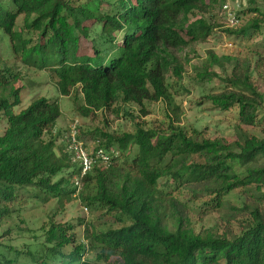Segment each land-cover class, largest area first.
<instances>
[{
	"label": "trees",
	"instance_id": "16d2710c",
	"mask_svg": "<svg viewBox=\"0 0 264 264\" xmlns=\"http://www.w3.org/2000/svg\"><path fill=\"white\" fill-rule=\"evenodd\" d=\"M220 1L0 0V34L25 65L54 73L62 96L76 89L83 99L76 111L83 117L118 102L164 100L179 119L167 79L170 73L182 77L183 64L172 50L214 33L212 12ZM196 12L201 16L192 19ZM263 23L259 12L247 28L224 31L245 37L263 30ZM25 30L33 35L25 37ZM82 40L89 50H82ZM1 47L0 40V122L6 124L0 135V264H109L111 258L119 264H264V136L240 127L255 125L264 105L250 60L209 51V65L222 73L205 69L201 75L220 88L203 96L223 111L237 107L234 141L170 120L166 129L137 125L116 138L99 131L93 150L111 159L106 164L96 159L78 188L79 165L67 144L44 138L61 114L59 100L35 97L20 109V77ZM263 63L260 53L256 65ZM133 147L137 152L130 156ZM242 188V206L230 205L225 196ZM78 190L84 203L105 207L127 225L85 229L83 242L70 232L72 226L52 222L39 228L43 239L20 235L22 246L13 243L10 219L23 202L55 198L64 207ZM205 196L212 205L206 214L227 209L221 232L197 230L202 218H196L194 202Z\"/></svg>",
	"mask_w": 264,
	"mask_h": 264
},
{
	"label": "rangeland",
	"instance_id": "374dc122",
	"mask_svg": "<svg viewBox=\"0 0 264 264\" xmlns=\"http://www.w3.org/2000/svg\"><path fill=\"white\" fill-rule=\"evenodd\" d=\"M221 3L222 1L215 6L212 12V23L217 24L213 34L203 42L172 50L183 64L182 77L178 78L170 73L167 79L171 92L177 97L179 119H175L173 111L164 100L144 101L141 105L118 102L113 107L94 112L89 117H83L76 111L77 107L83 104L82 95H77V90L74 89L71 95L62 96L57 89L54 73L25 65L19 56L14 57L6 48L7 45L4 43L6 37L4 34H0L3 46L1 47L2 55L8 62V66L12 68L11 70L18 73L20 77L16 83L21 88L23 97L20 109L27 106L35 97L44 96L49 100H59L61 114L56 120L53 132L45 134L44 138L55 139L57 146L60 147L66 144V134L72 120L78 121L79 137L90 151H93L95 145L98 144L96 138H99V131H105L116 138L133 132L137 125L166 129L169 120L174 121L175 124L179 123L187 129L194 125L200 127L207 137L218 138L229 143L234 141L236 139L235 126L239 125L237 107L223 111L216 107L207 95L203 96L205 90L207 92L212 89L216 92L220 88L214 85L210 79H202L201 75L205 69L222 73L219 66L211 67L209 65V51L215 52L218 57L232 55L239 60L248 59L251 61L252 79L258 84L260 92L264 94V63L256 65L259 54H264V29L261 30L262 33L261 31H252L245 37L226 33L224 29L229 26L221 16ZM238 12L240 13L239 23L233 29L247 28L259 16V12H264V0H246ZM200 16V12L193 13L192 19ZM202 16L208 18L209 14ZM19 22L21 23L22 20ZM32 35L31 30H25V37L29 38ZM82 46L90 49V44L87 41L82 40ZM83 47L82 50L87 51ZM257 115L255 125L242 124L240 127L256 136H264V105ZM5 127L6 124L0 122V135L4 132ZM136 152L137 148L133 147L130 156ZM248 158L246 155L242 156L243 161ZM249 188L255 191V188ZM244 189L231 191L225 196V199L230 205L242 206ZM79 192L78 190L73 195L72 201L64 207L60 206L55 198H50L46 202L38 200L23 202L21 212L14 213L15 216L10 219L11 236L16 238L13 243L18 247L22 246L24 241L20 235L36 234L39 239H43L40 235L45 232L39 228L46 230L52 222L72 226L73 229L70 232H75L76 239L83 240V242H86L83 237L85 229H89V232H101L127 225L128 222L121 221L116 215L108 213L105 207H94L84 203ZM194 205L196 218H202L201 223H198L197 230L206 228L221 232V227L224 226L222 215L227 212V209L222 207L211 214H206V208L212 206L207 196L202 200L195 201ZM26 228L32 229L31 233L24 231ZM86 256H92V253H86ZM118 262L115 258H111L109 264H119Z\"/></svg>",
	"mask_w": 264,
	"mask_h": 264
},
{
	"label": "built area",
	"instance_id": "2783aa9c",
	"mask_svg": "<svg viewBox=\"0 0 264 264\" xmlns=\"http://www.w3.org/2000/svg\"><path fill=\"white\" fill-rule=\"evenodd\" d=\"M221 16L226 20L228 26L236 27L239 23L237 11L241 8L246 0H221ZM78 121L72 120L69 124L66 134L67 150L70 152V158L73 162L79 165V173L75 177V185L80 188L82 185L83 176L92 168L96 159H101L103 164H106L111 156L104 150L90 151L85 142L79 137Z\"/></svg>",
	"mask_w": 264,
	"mask_h": 264
}]
</instances>
